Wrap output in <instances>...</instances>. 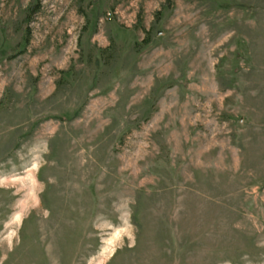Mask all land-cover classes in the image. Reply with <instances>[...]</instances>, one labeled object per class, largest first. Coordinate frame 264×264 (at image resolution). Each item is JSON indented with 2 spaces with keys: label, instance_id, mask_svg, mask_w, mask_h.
Segmentation results:
<instances>
[{
  "label": "rangeland",
  "instance_id": "374dc122",
  "mask_svg": "<svg viewBox=\"0 0 264 264\" xmlns=\"http://www.w3.org/2000/svg\"><path fill=\"white\" fill-rule=\"evenodd\" d=\"M0 264H264V0H0Z\"/></svg>",
  "mask_w": 264,
  "mask_h": 264
},
{
  "label": "trees",
  "instance_id": "16d2710c",
  "mask_svg": "<svg viewBox=\"0 0 264 264\" xmlns=\"http://www.w3.org/2000/svg\"><path fill=\"white\" fill-rule=\"evenodd\" d=\"M37 7L39 8V4L37 5ZM38 8H36V10H37ZM34 11H35V10H34Z\"/></svg>",
  "mask_w": 264,
  "mask_h": 264
}]
</instances>
